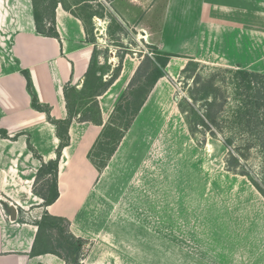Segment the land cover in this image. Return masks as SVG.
<instances>
[{"label":"crops","instance_id":"crops-1","mask_svg":"<svg viewBox=\"0 0 264 264\" xmlns=\"http://www.w3.org/2000/svg\"><path fill=\"white\" fill-rule=\"evenodd\" d=\"M75 3L78 5L74 8L88 4L91 11L97 8L110 12L121 25L130 26L139 34L146 45L175 55L170 60L182 61V70L191 60L264 73V0ZM94 14L95 43L87 40L80 20L84 16L73 15L61 4L55 9L58 38L45 37L35 32L31 0H0V132L7 136L0 135V264H66L53 254H32L36 222L44 213L67 219L69 232L75 238L94 239L96 244L87 251L82 264H106L107 257L98 251L99 244L108 240L93 238V233L85 228L89 213L106 196L125 194L126 188L133 186V179L139 180V194L147 192V178L142 173L150 165L155 166V137L160 133L168 134V142H173L172 134L181 125V138L191 140L177 105L172 102V86L162 77L152 87L105 168L99 173L89 161V151L141 63L139 57L126 55L117 79L97 97L101 125L77 120L69 125V144L62 149L58 161L59 196L52 205L41 207L42 200L33 193L35 176L42 162L56 159L59 139L46 113L32 108L21 71H27L37 101L49 107L50 117L66 119L64 87L82 88L93 52L98 51L106 31L103 16ZM116 60L115 56L110 57L103 81L118 66ZM10 207L15 209L13 220L8 213Z\"/></svg>","mask_w":264,"mask_h":264},{"label":"rangeland","instance_id":"rangeland-1","mask_svg":"<svg viewBox=\"0 0 264 264\" xmlns=\"http://www.w3.org/2000/svg\"><path fill=\"white\" fill-rule=\"evenodd\" d=\"M77 1L63 0L87 21L90 13H99L107 31L97 51L101 63H97L96 73L109 71L111 56L117 62L126 55L139 57L141 62L145 58L153 61V50L130 26L124 27L110 12L97 8L76 12L86 6L74 8ZM179 62L182 61L170 60L164 76L172 86V102L177 109L178 105L184 106V99L189 101L187 90L193 79L209 74V68L201 66L183 72ZM153 68L150 64L148 77H142L140 97L154 77ZM79 97L75 96L77 101L83 100V96ZM179 127L172 134L173 142H168L165 133L155 137V166L150 165L142 173L147 178L146 193L139 194V180L133 179V186L126 188L125 194L106 196L89 213L85 228L93 238L108 240L98 243V254L107 257L106 264H264V199L247 178L225 169L227 151L219 137L206 134L204 144L199 146L191 137L189 142L181 138ZM201 137L197 135L199 140ZM62 228L63 224H59L48 234L53 239V249L72 262L69 246L59 238ZM72 242L78 246V242ZM95 244L94 239L82 242L81 263Z\"/></svg>","mask_w":264,"mask_h":264},{"label":"trees","instance_id":"trees-1","mask_svg":"<svg viewBox=\"0 0 264 264\" xmlns=\"http://www.w3.org/2000/svg\"><path fill=\"white\" fill-rule=\"evenodd\" d=\"M58 4L67 8L73 15H77L64 4L63 0H31L37 34L58 38L55 29V9ZM85 5L80 8L81 12L89 11L90 6ZM94 15V12L90 13L88 21L84 17L80 18L87 32V40L92 43H95L92 22ZM112 21L115 22V19L112 18ZM149 47L153 50V61L145 58L140 63L127 89L115 105L108 122L102 127L99 137L88 153L89 161L99 173L105 168L117 149L156 81L166 75L169 60L176 57L173 54L159 51L156 47ZM121 61L122 57L110 78L103 81L105 73H96L98 68L97 51L93 52L82 88L77 89L70 85L64 87L63 94L67 111V118L64 120H54L50 117L49 107L41 106L38 103L27 71H21L26 80L27 91L31 96L32 108L46 113L47 120L55 126L56 136L59 139L56 159L47 163L42 162L35 176L33 193L42 200L41 207L52 205L59 196L57 188L58 161L62 149L69 144V125L73 120L101 125L97 97L102 95L117 79ZM150 64L154 65L151 72L154 77L144 91V95L140 97L139 92L142 90V85L139 86V84L142 77L147 75ZM199 66L209 68V74L194 78L193 85L187 90L189 101L184 99V106L178 105L187 131L199 146L204 144L206 134L214 139L219 137L227 151L224 160L225 169L232 174L247 178L264 199V73L250 71L243 67H204V65L191 60L187 62L182 71L190 72L192 68L195 69ZM75 96H83L81 97L83 100L77 101ZM134 102L137 104L132 109ZM0 135L7 138L5 132H0ZM197 135L202 136L201 140L197 138ZM59 224H63V228L59 232V234L61 233L60 241L69 246L68 249L72 252V262L66 260V257H62L63 255L52 247L53 239L49 236L48 231L57 229ZM36 226L38 229L32 247L33 256L53 254L64 260L66 264H82L81 260L84 254L81 244L85 240L75 238L69 232L67 219L44 213L36 222ZM63 233L67 234V237L62 236ZM72 241L78 242V246L72 244ZM58 248L61 250L60 245ZM68 253L67 257L70 256Z\"/></svg>","mask_w":264,"mask_h":264},{"label":"water","instance_id":"water-1","mask_svg":"<svg viewBox=\"0 0 264 264\" xmlns=\"http://www.w3.org/2000/svg\"><path fill=\"white\" fill-rule=\"evenodd\" d=\"M96 33H97V31H96ZM141 34L144 36L145 34H144V32H141ZM8 213H9V215L11 216V219L13 220L14 219V215H15V209H13L12 207H10L9 209H8Z\"/></svg>","mask_w":264,"mask_h":264}]
</instances>
